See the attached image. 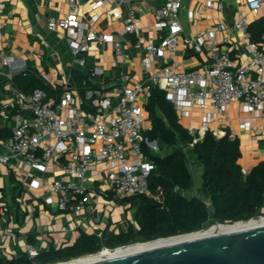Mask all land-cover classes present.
I'll use <instances>...</instances> for the list:
<instances>
[{"label": "built area", "instance_id": "1", "mask_svg": "<svg viewBox=\"0 0 264 264\" xmlns=\"http://www.w3.org/2000/svg\"><path fill=\"white\" fill-rule=\"evenodd\" d=\"M141 1L150 2L148 11L153 18L146 29L140 25ZM205 1L206 9L216 10L221 20L190 35L183 24L187 0H95L88 16L80 12L76 0H67L68 14L47 24L49 32H63L70 55L69 72L56 73L54 78L28 69L21 58L1 53V64L7 69L0 68V82L15 83L17 75L36 73L52 91L26 93L15 88L12 96L0 102L1 119L9 132L3 141L8 151L0 154V164H13L18 172L15 165L21 161L43 176L30 173L19 178L22 189L33 192L35 203L42 201L50 208L78 215L84 210L95 212L102 198L123 202L150 195L148 179L155 163L148 150H160L146 136L152 124L145 106L155 89L166 93L180 122L199 114V126L188 129L197 141L207 132L223 137L232 121L230 109L237 106L239 128L264 145V34L260 42H253L244 11L238 10L229 26L223 20L224 1ZM242 6L255 13L263 2L242 0ZM4 7L0 0V9ZM120 8H125L124 17L116 15ZM206 17L205 10L187 11L191 25ZM105 21L120 22L121 28L106 32L101 26ZM42 45L51 48L47 40ZM128 46L135 49L143 77L123 68ZM180 46L204 57L206 65L188 70L155 66L157 60H174ZM89 56L94 58L92 63ZM105 58L120 70L114 83L104 79ZM76 70H82L80 82ZM8 211L0 204L1 219L7 218ZM87 229L95 233L99 227L93 223ZM4 237L14 235L0 229V239ZM117 249L103 248L85 257ZM24 251L34 260L41 250L27 244Z\"/></svg>", "mask_w": 264, "mask_h": 264}, {"label": "crops", "instance_id": "2", "mask_svg": "<svg viewBox=\"0 0 264 264\" xmlns=\"http://www.w3.org/2000/svg\"><path fill=\"white\" fill-rule=\"evenodd\" d=\"M78 9L86 16L89 15L91 6L95 0H76ZM225 12L223 20L230 26L234 22L237 11H244L249 23L264 19L263 7L255 13L246 10L242 6V0H223ZM5 7L0 9V56L4 52L6 55L16 59H23L28 69L37 72H44L51 78L56 73L65 75L69 72L67 65L70 59L68 47L63 32L51 33L47 29V24L52 18L64 17L69 12L67 0H2ZM144 8V12L139 14L140 25L145 28L153 23L151 13L148 11L150 2L141 1L138 3ZM205 0H187L183 10L184 26L187 33L194 35L197 32L215 26L221 20L220 14L213 9H206ZM205 10L207 17L200 19L195 24L188 23V10ZM116 15L125 16V8L116 10ZM119 23H109L105 21L101 26L106 32H116L120 29ZM42 40H47L51 44L50 49H45ZM128 58L125 60L124 69L131 71L137 77H143L144 72L140 65V60L135 56V49L128 46L125 48ZM174 60H157V68L171 66L176 70L198 69L206 65L205 58L187 52L183 47H179L174 54ZM88 61L92 63L94 58L89 56ZM107 62L105 81L116 82L120 70L113 69ZM0 68H5L1 64ZM7 69V68H5ZM79 76L82 70L75 71ZM75 75V74H74ZM80 82L81 77H76ZM15 83L4 81L0 83V99L12 96ZM232 121L230 129L237 133L241 141L243 154L242 165L244 169L251 170L258 162L264 160V145L256 140H252L250 134L239 128V116L237 106L230 109ZM199 114L194 119H182L181 123L187 129L199 126ZM7 128V124L1 119L0 129ZM8 129V128H7ZM0 139V154L7 153V147ZM197 160V158H196ZM198 162V160H197ZM199 164V162H198ZM13 164L5 166L0 164V204L8 208L7 218L1 219L0 229L5 232L11 231L14 238L4 237L0 239V258L12 260L17 256L27 255L24 248L27 244L33 245L40 253L50 251L52 248L61 250L74 244L81 234L92 235L90 225L96 223L99 230L95 233L118 232L128 230L129 223L134 224V211L129 210L128 204L117 202L111 198L99 200V209L95 212L82 211L78 215L71 212L59 211L46 206L42 201L35 203L33 192L24 191L19 181L20 175L32 174L33 177L43 178L42 175L33 171L23 162L19 161L15 165L20 171L13 169ZM201 167V165H200ZM89 185H92L91 183ZM201 185V184H200ZM200 185L198 187H200Z\"/></svg>", "mask_w": 264, "mask_h": 264}, {"label": "trees", "instance_id": "3", "mask_svg": "<svg viewBox=\"0 0 264 264\" xmlns=\"http://www.w3.org/2000/svg\"><path fill=\"white\" fill-rule=\"evenodd\" d=\"M249 31L252 41L260 42L264 19L251 23ZM14 82L26 93L37 89L52 93L36 73L17 75ZM145 109L152 124V131L146 136L149 141L157 142L160 152L148 150L155 163L148 179L150 195L123 201L134 211L135 223H129L127 232H105L102 237L84 233L73 245L61 250L52 248L34 260L26 256L13 260L0 258V264L69 262L96 254L103 248L117 249L193 234L214 225H233L264 217V160L244 174L239 137H234L227 128L221 138L207 132L197 141L180 122L179 112L160 89L153 91ZM8 136V129L1 128L0 139L5 141ZM188 150L202 169V181L196 194H193L195 185Z\"/></svg>", "mask_w": 264, "mask_h": 264}, {"label": "water", "instance_id": "4", "mask_svg": "<svg viewBox=\"0 0 264 264\" xmlns=\"http://www.w3.org/2000/svg\"><path fill=\"white\" fill-rule=\"evenodd\" d=\"M75 264H264V224Z\"/></svg>", "mask_w": 264, "mask_h": 264}, {"label": "bare ground", "instance_id": "5", "mask_svg": "<svg viewBox=\"0 0 264 264\" xmlns=\"http://www.w3.org/2000/svg\"><path fill=\"white\" fill-rule=\"evenodd\" d=\"M258 224H264V218L251 220L249 222H240V223H236L233 225H214V226L208 228L207 230L197 232V233H193V234L171 237V238H166V239H160V240L148 242V243H140V244H136V245L125 247V248H120V249H117L115 251H104V252H105L106 256L130 253V252H134V251H138V250H142V249L166 245V244L175 243V242L199 237L202 235H206V234L211 232V229L213 230V232H226V231L237 230V229H241V228H249V227H252V226H255ZM104 252H102L98 256L83 257V258H80V259H77L74 261L64 262V263H59V264H75V263H82V262H86V261H92V260L100 259L103 257Z\"/></svg>", "mask_w": 264, "mask_h": 264}, {"label": "rangeland", "instance_id": "6", "mask_svg": "<svg viewBox=\"0 0 264 264\" xmlns=\"http://www.w3.org/2000/svg\"><path fill=\"white\" fill-rule=\"evenodd\" d=\"M188 155H189V166H190V168L192 170V173H193V179H194V185H195V191L193 192V194H196V191L198 189V186L201 184V181H202L201 180V172H202V169L200 167V163L198 164V162L196 160V157L193 155V153L191 152V150H188ZM103 202H105V201L102 198V203ZM131 246H133V245H131ZM81 258H83V257H81ZM78 259H80V258H78ZM75 260H77V259H75ZM71 261H74V260H71ZM59 263H62V262H57V263H54V264H59Z\"/></svg>", "mask_w": 264, "mask_h": 264}, {"label": "flooded vegetation", "instance_id": "7", "mask_svg": "<svg viewBox=\"0 0 264 264\" xmlns=\"http://www.w3.org/2000/svg\"><path fill=\"white\" fill-rule=\"evenodd\" d=\"M121 232H127V230L126 231H123V230H120V231H118V232H116V231H114L113 233H115V234H120ZM105 232H102V233H93L92 235H97L98 237H102V235L104 234ZM107 233H110V232H107ZM21 257H25V255H21V256H17V257H15V258H13V259H18V258H21ZM28 257V256H27ZM12 259V260H13Z\"/></svg>", "mask_w": 264, "mask_h": 264}]
</instances>
